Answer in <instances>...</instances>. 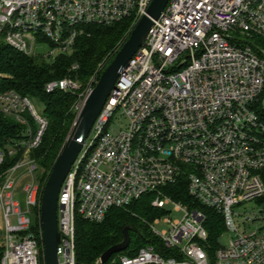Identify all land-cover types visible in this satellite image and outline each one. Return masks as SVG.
<instances>
[{"label":"built area","instance_id":"2783aa9c","mask_svg":"<svg viewBox=\"0 0 264 264\" xmlns=\"http://www.w3.org/2000/svg\"><path fill=\"white\" fill-rule=\"evenodd\" d=\"M151 2L0 0V44L53 62L71 54L84 28L127 18L135 26ZM254 38L264 40V0H169L144 46L119 72L61 186L58 264H75L76 216L100 223L110 209L149 195L153 208L171 205L169 214L180 217L164 218L161 232L154 227L158 217L149 224L158 250L147 245L112 264H264V215L241 218L235 211L264 196V47ZM93 81L81 88L64 77L47 82L44 92L75 95L79 113ZM0 114L24 126L28 136L25 156L0 184V264H40L41 230L37 237L31 230L32 219L40 220L42 192L27 155L38 147L47 122L30 99L13 91L0 93ZM116 115L124 123L112 131ZM3 158L0 151V165ZM19 175L28 179L18 184ZM182 179L191 201L222 219L225 244L211 259L203 247L204 214L163 191Z\"/></svg>","mask_w":264,"mask_h":264},{"label":"trees","instance_id":"16d2710c","mask_svg":"<svg viewBox=\"0 0 264 264\" xmlns=\"http://www.w3.org/2000/svg\"><path fill=\"white\" fill-rule=\"evenodd\" d=\"M133 28L132 18L124 19L111 26H88L76 39L71 54L61 55L53 62L39 56L23 55L0 44V93L13 91L21 97L37 100L44 106L41 116L47 122L45 131L38 147L28 153L29 159L36 166L35 177L40 186V193L66 141L69 129L78 116V112L74 109L77 101L75 95L63 92L46 94L45 84L51 80L69 77L81 84V88L86 87L91 80H94L92 83L94 86L128 39ZM254 39L264 47L263 39ZM73 66H76L75 70H72ZM27 118L35 132V123L29 116ZM27 140L24 126L0 114V151L4 154L0 165V184L6 171L22 156L25 149L23 143ZM10 151L13 153L9 154ZM261 180L264 184V171L261 172ZM163 191L174 201L204 214L207 239L203 247L207 255L211 257L213 250L220 244V236L224 231L221 217L213 210L202 208L191 201L187 196L184 179L174 185L165 186ZM151 200V195L144 196L126 208L110 209L100 223L89 222L76 216L74 222L75 264H98L100 256L107 249L122 241L124 228L129 231V245L125 251L114 254L106 264H112L122 255L134 257L139 249L147 245L158 250L159 241L152 235L149 224L163 212L153 208ZM260 200L264 202V196ZM39 229V220L36 218L31 232L37 237ZM2 253L3 249L0 246V261ZM40 264H43L42 256H40Z\"/></svg>","mask_w":264,"mask_h":264},{"label":"water","instance_id":"95a60500","mask_svg":"<svg viewBox=\"0 0 264 264\" xmlns=\"http://www.w3.org/2000/svg\"><path fill=\"white\" fill-rule=\"evenodd\" d=\"M168 2L169 0H152L146 15L138 20L128 39L100 75L56 157L40 199L39 225L43 264H58L56 250L60 234L57 229V200L65 177L82 150L100 111L114 89L119 72L128 64L138 50L144 46L153 21L160 17ZM122 234V241L107 249L100 256V264H106L114 254L121 253L127 249L130 242L128 229L124 228Z\"/></svg>","mask_w":264,"mask_h":264},{"label":"rangeland","instance_id":"374dc122","mask_svg":"<svg viewBox=\"0 0 264 264\" xmlns=\"http://www.w3.org/2000/svg\"><path fill=\"white\" fill-rule=\"evenodd\" d=\"M252 42L257 45V46H261L260 44H258L256 42L255 39L252 40ZM262 47V46H261ZM46 50L45 47L43 48H40L38 51V53L40 52H44ZM30 103L31 105L33 106V108L35 109L36 113L39 114V115H42V112H43V109H44V106L42 103H40L39 101L37 100H34V99H31L30 100ZM123 119H120V117H118L117 115L114 117V119H112V121L110 122V129L112 131H115V130H119L121 128V125L123 124ZM73 126V125H72ZM72 126L70 127L69 129V132H68V135L72 129ZM67 135V137H68ZM24 153L22 154V156L20 157V159L22 157H24ZM28 159H29V154L27 155ZM23 159V158H22ZM21 175V174H20ZM19 175V176H20ZM28 178H24V176H20V179H19V182L18 184H22L23 182H25ZM35 180H36V177H35ZM37 182V181H36ZM39 184V183H38ZM172 210V206L169 205V206H166L161 213V215L158 217L160 219V223L155 225L154 227L159 231H163L166 229V226L162 223V220L164 218H171V219H177L180 217L179 214L177 213H170L169 212ZM235 211L239 214V216H241V218H246V217H258V216H262L261 213L264 215V202L262 200L259 199H255V200H252V201H249V202H244V203H241L240 205H238L236 208H235ZM166 213V214H165ZM33 222L35 223L36 219H32ZM256 224V223H255ZM255 224H252L251 228L253 229L256 225ZM227 237V235H226ZM1 240H2V228H1V218H0V246H1ZM219 243L221 245H224L225 244V239L224 238H221L219 240ZM213 254L211 255L210 259L212 258Z\"/></svg>","mask_w":264,"mask_h":264}]
</instances>
